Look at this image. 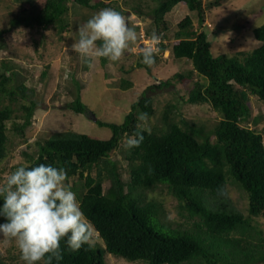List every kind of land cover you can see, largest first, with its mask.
<instances>
[{
	"label": "trees",
	"instance_id": "1",
	"mask_svg": "<svg viewBox=\"0 0 264 264\" xmlns=\"http://www.w3.org/2000/svg\"><path fill=\"white\" fill-rule=\"evenodd\" d=\"M105 1L117 0H55L52 8L26 24L34 23L43 29L58 24L62 35L69 25L70 4L97 9L106 7ZM227 1L210 0L205 4L204 0H157L149 12L143 11L140 3L133 5V10L142 16L150 14L158 34H162L158 48L163 52L168 48L169 30L165 15L178 3L184 2L204 21L206 6L211 9ZM177 25L170 35V39L177 40L172 45L173 56L192 63L187 74L176 73L174 77L191 78L188 96L182 98L191 104H209L220 119L211 129L188 119L177 120L173 114L178 105L166 103L163 127L150 128V134L144 132L139 147L126 149L130 170L127 179L112 154L122 139L136 130L138 112H146L149 118L156 113L149 92L173 85L172 78L147 87L149 91L133 102L122 124L98 120L101 126L113 130L108 139L72 129L37 139L34 151L25 153L27 163L22 166L50 164L64 167L69 179L77 177L80 184L72 189L104 242L94 241L91 247L84 245L70 251L62 241L63 259L58 264H106V253L146 264L264 263V230L254 224L257 218H264V128L258 129L260 117L251 118L248 104L250 95L264 101V23L253 29L261 45L233 55H215L207 29L197 28L191 15L181 18ZM6 32L0 31V44ZM100 59L104 64L108 62ZM159 59L157 54L155 64ZM138 66L152 73L154 65L148 67L140 60ZM15 74L0 73V162L8 156L10 130L21 135L24 143L27 141L26 130L33 124L37 108V101L29 99L24 83L16 88L8 86ZM121 83L130 84L126 79ZM81 91L79 87L69 104L76 113L88 111ZM18 96L29 100V104L13 107L4 103L6 97L14 102ZM106 180L110 181L107 188ZM229 181L246 193L248 215L228 197ZM160 186L167 187L189 217L198 220L190 227L168 223L163 202L150 196ZM219 189L226 194L220 195ZM0 264L11 263L0 256Z\"/></svg>",
	"mask_w": 264,
	"mask_h": 264
},
{
	"label": "rangeland",
	"instance_id": "2",
	"mask_svg": "<svg viewBox=\"0 0 264 264\" xmlns=\"http://www.w3.org/2000/svg\"><path fill=\"white\" fill-rule=\"evenodd\" d=\"M99 1L101 0H92V3ZM209 1L204 0V3L207 4ZM105 2L108 4L106 7L124 11L125 17L130 19V25L135 27L139 40L119 61H108L104 64L99 59L92 68H89L82 63L79 54L73 52L69 46L73 42L72 37L77 27L106 7L91 9L70 4L69 25L61 35L58 24L51 25L47 29L34 23L26 24V21L33 22L35 16L38 18L44 11L52 8L55 0H0V31H7L0 44V73L4 72L7 75L16 73L8 86L16 88L24 83L29 99L34 98L37 101L33 124L26 130L27 141L24 143L22 136L13 130L8 132L11 140L8 145V156L0 162V181H3L16 167L27 163L25 153L34 151L37 139L47 138L51 133L63 129H72L94 138L108 139L112 136L113 130L101 126L98 120L122 124L132 109L133 102L137 101L144 92L149 91L147 87L168 78L174 80L176 73L187 74L192 68V63L187 59L174 58L172 45L177 40L170 39V35L178 28L179 20L184 16L191 15L197 28L207 29L212 52L215 55H233L237 51H251L261 45L253 29L264 23V0H229L211 9L206 6L204 21L181 2L165 15L169 26L166 32L168 48L158 52L160 59L154 64L152 73H149L145 68L138 66L141 60L139 48L148 43V37L156 27L150 14L140 15L133 10V5L140 3L143 11L149 12L157 4V0ZM122 79L128 80L130 84L123 86ZM191 84V78L187 76L183 79H175L174 84L169 87L149 92L156 109V113L149 119L150 128L163 127V109L169 102L178 105V109L173 114L177 120L184 118L204 124L208 129L214 127L220 116L209 104H191L183 100L187 98ZM79 87L82 90V101L88 107V113H76L69 107ZM3 100L5 104H11L13 107H21L23 103L29 104V100L21 96H18L14 102L8 97ZM248 104L251 108V118L260 117L257 127L262 130L264 101L256 95H250ZM125 138L112 154V158L121 163L120 171L123 172L124 179H127L130 170L124 154ZM68 183L72 187L80 184L77 177L69 179ZM109 185L110 181L106 180L104 187L107 188ZM227 191L233 204L248 215L246 193L232 181L228 182ZM150 196L163 202L167 214L166 221L174 227L178 225L190 227L192 222L198 220L197 217H189L187 210L168 192L167 187H158L150 193ZM256 223L264 230V218H257L254 224ZM95 241H100L104 245L96 231ZM0 256L11 264H25L20 259L19 250L14 243L2 236H0ZM106 264H146V262L129 261L124 257L106 253Z\"/></svg>",
	"mask_w": 264,
	"mask_h": 264
},
{
	"label": "clouds",
	"instance_id": "3",
	"mask_svg": "<svg viewBox=\"0 0 264 264\" xmlns=\"http://www.w3.org/2000/svg\"><path fill=\"white\" fill-rule=\"evenodd\" d=\"M72 40L70 49L92 68L100 58L119 61L137 44L139 35L121 11L106 7L78 26ZM161 40L162 34L153 29L148 43L139 48L142 64H155ZM149 119L146 112L137 113L136 130L124 141L126 149L139 147L144 132L150 134ZM68 180L64 167L38 164L18 166L0 181V218L4 221L0 236L14 243L25 264H58L63 259L62 241L70 251L94 244V226Z\"/></svg>",
	"mask_w": 264,
	"mask_h": 264
},
{
	"label": "water",
	"instance_id": "4",
	"mask_svg": "<svg viewBox=\"0 0 264 264\" xmlns=\"http://www.w3.org/2000/svg\"><path fill=\"white\" fill-rule=\"evenodd\" d=\"M94 120L96 121V117H94Z\"/></svg>",
	"mask_w": 264,
	"mask_h": 264
}]
</instances>
